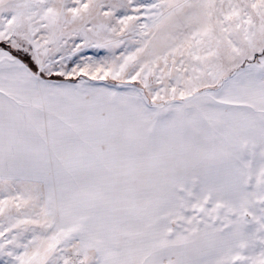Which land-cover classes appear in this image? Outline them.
<instances>
[{
	"label": "snow or ice",
	"instance_id": "6c2138e0",
	"mask_svg": "<svg viewBox=\"0 0 264 264\" xmlns=\"http://www.w3.org/2000/svg\"><path fill=\"white\" fill-rule=\"evenodd\" d=\"M0 264H264V0H0Z\"/></svg>",
	"mask_w": 264,
	"mask_h": 264
}]
</instances>
